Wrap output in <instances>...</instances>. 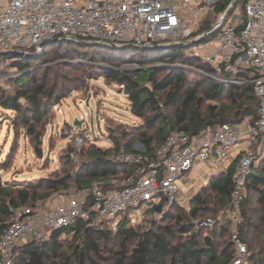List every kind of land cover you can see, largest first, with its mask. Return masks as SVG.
<instances>
[{"label": "trees", "instance_id": "trees-1", "mask_svg": "<svg viewBox=\"0 0 264 264\" xmlns=\"http://www.w3.org/2000/svg\"><path fill=\"white\" fill-rule=\"evenodd\" d=\"M231 1L222 0L209 11L200 31L210 30ZM248 1H238L243 16L238 31ZM48 48L65 50L80 59L95 61L99 58L114 66L102 77L122 87L131 111L145 120L146 127L138 132V139L143 144L144 153L150 157L156 156L171 129L184 130L193 136L223 124H238L245 117L255 119L257 116L258 101L249 85L214 81L210 77L212 69L192 53L185 55L179 53V49L131 46L89 47L58 39L48 41L40 51ZM37 53L8 55L12 59L11 68L16 71L15 77L11 78L16 89L13 95L0 98V107L14 114L13 124L24 128L28 137L36 134L50 110L59 103L60 95L83 88L80 80H66L55 70L43 72L39 80L30 71V63ZM124 62L137 65V69L122 70L119 64ZM192 65L204 73L199 74L197 80L188 79L183 69ZM51 75L63 83L53 81L49 78ZM122 136L124 134L119 139L111 135L113 146L109 149L90 146L84 153L87 160L79 164L70 179L45 178L35 185L19 184L18 190L14 191L7 190L0 178V235L12 219V210L34 207L38 197L46 200L71 184L80 188L101 184L109 188V180H122L133 174L136 166L122 164L114 158L120 151L134 152L129 143L122 144ZM70 159L65 156L63 163L70 164ZM234 172L233 163L227 170L212 176L190 200L188 212L175 203L159 221L151 220L148 228L142 230L139 226L122 224L112 232L105 225L76 221L52 231L47 240H30L16 248L14 264H225L234 255L233 243L221 239L231 235L226 215L211 229L201 224L195 226L192 220L207 217L209 209L213 212L227 210ZM245 189L249 195H254L256 201L248 200L246 196L237 234L246 247L245 264H264V159L247 177ZM62 236H73L74 244L68 254L62 250ZM113 239L117 242L116 248L102 254L103 247L107 249Z\"/></svg>", "mask_w": 264, "mask_h": 264}, {"label": "built area", "instance_id": "built-area-1", "mask_svg": "<svg viewBox=\"0 0 264 264\" xmlns=\"http://www.w3.org/2000/svg\"><path fill=\"white\" fill-rule=\"evenodd\" d=\"M221 1L0 0V51L29 54L54 39L138 49L184 44L209 31L201 32V24ZM240 22L224 23L211 38L192 46V54L212 69L214 81L249 85L258 101L256 118L245 117L238 124H223L193 136L171 129L155 157L144 151L118 152L115 160L136 166V171L122 180H109V188L69 186L49 198L46 206L12 210V219L0 235V264H14L16 248L30 240H47L52 231L76 221L116 229L122 224L138 226L146 212L160 220L180 202L183 177L198 178L185 184L189 191L197 183L206 185L233 163V189L225 215L237 228L246 179L264 159V0H249L238 31ZM81 131L76 135V154L86 144ZM213 223L193 225L211 228ZM232 240L234 255L225 264H245L247 251L237 232Z\"/></svg>", "mask_w": 264, "mask_h": 264}, {"label": "rangeland", "instance_id": "rangeland-1", "mask_svg": "<svg viewBox=\"0 0 264 264\" xmlns=\"http://www.w3.org/2000/svg\"><path fill=\"white\" fill-rule=\"evenodd\" d=\"M242 17L241 4L238 2L226 23H237ZM40 50L35 51V53H39L33 56L34 61L30 63V71L39 80L43 72L55 70L58 75L64 76L66 80L73 81L75 78L80 80L83 82V88L68 90L60 95L59 103L50 110L48 117L39 126L36 134L31 137H28L24 128L13 124L14 114L11 111H6L0 107V178L7 190L17 191L19 184L31 183L35 185L45 178L63 177V179H70L77 171L79 164L87 160L84 153L90 146L94 145L103 150L112 147L111 135L120 139L119 136L124 134L122 144L129 143L134 152L144 151L143 144L138 139V132L141 128L145 129V120L138 118L131 111L128 98L122 87L102 77L103 73L111 71V68L114 67L112 64L99 58L95 61L89 58L80 59L65 50L52 51L50 48L44 51ZM192 51V47L178 50L179 53L185 55L192 53ZM1 53L3 51H0ZM11 63L12 59L8 58V55L0 56V98L13 95L16 89L15 84L11 81L16 72L11 68ZM119 65L122 70L137 69V65L128 62ZM183 69L186 71L185 74L188 79H198L200 73L196 67L192 65ZM49 78L58 83H63L56 80L52 75ZM19 102L23 105V100ZM168 114H171V111H168ZM75 121L82 122V125L75 127ZM80 128L83 129L81 132H84L86 136V144L76 154L75 141ZM36 149L42 151L41 159L36 156ZM65 156L71 158L70 164L63 163ZM204 179L207 180L208 176L205 175ZM188 181L197 182L198 178L189 175L181 179L184 184H187ZM203 186H205L203 183H197L185 194L186 198L180 199L178 206L182 207L184 212H188L191 205L190 200ZM70 187L73 188L74 185L71 184ZM180 191L183 192V190ZM55 193L57 192L45 198L46 200L38 197L34 206H44ZM246 196L248 200L251 198L253 202L256 201L254 195H249L247 190ZM184 201L186 202L183 205ZM128 214L129 216L133 215L132 211H129ZM206 216L192 220V224L193 222L196 224L210 220L214 221L212 226L214 227L224 220L225 212H213L209 209ZM141 217V222L138 224L141 230L148 228L151 220L159 221V218L152 215L151 212H146ZM227 220L230 222L228 218ZM108 228L112 232L116 231L111 227ZM233 232H237V228H234L230 222L229 235H231L227 238H221L222 241L233 243ZM60 240L63 244L62 250L68 254L70 246L74 244L73 236H62ZM116 245L117 242L113 239L107 249L103 247L102 254L115 249Z\"/></svg>", "mask_w": 264, "mask_h": 264}, {"label": "water", "instance_id": "water-1", "mask_svg": "<svg viewBox=\"0 0 264 264\" xmlns=\"http://www.w3.org/2000/svg\"><path fill=\"white\" fill-rule=\"evenodd\" d=\"M238 1L239 0H232L231 3L229 4V6L226 8V10L223 12L222 17L217 22V24L211 30H209L206 34H204L202 37H200L196 40L186 42L184 44L183 43H181V44L176 43V44H171V45L162 44V45H156L155 48L160 49V50L183 49V48H189V47H192L196 44L205 42L206 40H208L209 38H211L213 36V34L217 31V29L221 25L226 23L228 17L234 12L236 6L238 5ZM71 42L76 43V44H80L83 46H89V47H113V48H121L122 47V46L106 45V44H100V43H87V42H75V41H71ZM46 45H47V43H44L42 45V47L46 46ZM13 53H15V51L3 52L0 54V56H7V55H11ZM81 125H82V122H77V121L74 122L75 127H80ZM35 154L39 159L42 158V151L40 149H36Z\"/></svg>", "mask_w": 264, "mask_h": 264}, {"label": "crops", "instance_id": "crops-1", "mask_svg": "<svg viewBox=\"0 0 264 264\" xmlns=\"http://www.w3.org/2000/svg\"><path fill=\"white\" fill-rule=\"evenodd\" d=\"M179 185H180V187H181V190H183V192H181L180 191V194H179V200L180 199H182V198H185V195H184V193H186V185L183 183V182H181V180L179 181ZM190 191V190H189ZM189 191H187V193L189 192Z\"/></svg>", "mask_w": 264, "mask_h": 264}]
</instances>
